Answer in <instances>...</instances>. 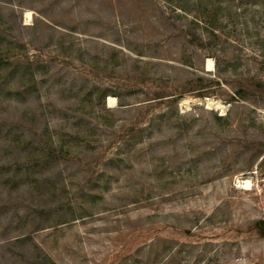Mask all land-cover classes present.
Listing matches in <instances>:
<instances>
[{
	"label": "rangeland",
	"instance_id": "obj_1",
	"mask_svg": "<svg viewBox=\"0 0 264 264\" xmlns=\"http://www.w3.org/2000/svg\"><path fill=\"white\" fill-rule=\"evenodd\" d=\"M262 222L264 0H0V264H264Z\"/></svg>",
	"mask_w": 264,
	"mask_h": 264
},
{
	"label": "trees",
	"instance_id": "obj_2",
	"mask_svg": "<svg viewBox=\"0 0 264 264\" xmlns=\"http://www.w3.org/2000/svg\"><path fill=\"white\" fill-rule=\"evenodd\" d=\"M261 224H262L263 226H262V228H260V229H261L260 231H261V234L264 235V224H263V222H262Z\"/></svg>",
	"mask_w": 264,
	"mask_h": 264
},
{
	"label": "bare ground",
	"instance_id": "obj_3",
	"mask_svg": "<svg viewBox=\"0 0 264 264\" xmlns=\"http://www.w3.org/2000/svg\"><path fill=\"white\" fill-rule=\"evenodd\" d=\"M26 19H29L30 18V13L29 12H27L26 13V17H25ZM110 101V100H109ZM246 185H248V184H246Z\"/></svg>",
	"mask_w": 264,
	"mask_h": 264
}]
</instances>
